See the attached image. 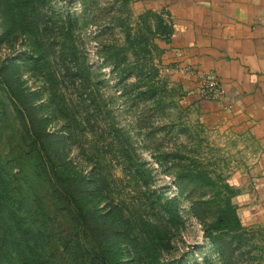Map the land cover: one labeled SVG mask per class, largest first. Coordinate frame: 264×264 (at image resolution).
<instances>
[{
    "label": "rangeland",
    "instance_id": "rangeland-1",
    "mask_svg": "<svg viewBox=\"0 0 264 264\" xmlns=\"http://www.w3.org/2000/svg\"><path fill=\"white\" fill-rule=\"evenodd\" d=\"M33 2L0 10L4 163L18 173L28 151L11 95L22 92L37 128L55 134L48 150L101 184L122 264H264V211L249 176L257 148L202 117L199 101L214 98L201 79L195 92L183 86L185 67L163 58L155 39L167 23L134 0ZM226 204L240 226L211 239L204 231Z\"/></svg>",
    "mask_w": 264,
    "mask_h": 264
},
{
    "label": "trees",
    "instance_id": "trees-1",
    "mask_svg": "<svg viewBox=\"0 0 264 264\" xmlns=\"http://www.w3.org/2000/svg\"><path fill=\"white\" fill-rule=\"evenodd\" d=\"M20 5L34 2L0 0L3 14L9 7L15 14ZM27 23L33 34L37 25ZM11 95L28 151L18 157L24 165L18 173L0 158V264H122L118 216L99 207L98 179L79 172L60 152L51 153L46 142L55 134L37 128L41 119L31 114L27 95ZM239 226L234 207L226 204L204 234L230 236Z\"/></svg>",
    "mask_w": 264,
    "mask_h": 264
},
{
    "label": "crops",
    "instance_id": "crops-1",
    "mask_svg": "<svg viewBox=\"0 0 264 264\" xmlns=\"http://www.w3.org/2000/svg\"><path fill=\"white\" fill-rule=\"evenodd\" d=\"M134 4L139 13L153 12L167 23L168 33L157 32L155 41L167 62L185 67L183 86L195 92L202 76L216 77L223 93L199 101L202 117L257 148L249 176L257 181L264 211V0H134ZM244 180L249 185L250 180Z\"/></svg>",
    "mask_w": 264,
    "mask_h": 264
},
{
    "label": "built area",
    "instance_id": "built-area-1",
    "mask_svg": "<svg viewBox=\"0 0 264 264\" xmlns=\"http://www.w3.org/2000/svg\"><path fill=\"white\" fill-rule=\"evenodd\" d=\"M201 80L205 85L208 97H212L215 99L222 95L223 90L213 73H208L202 76Z\"/></svg>",
    "mask_w": 264,
    "mask_h": 264
}]
</instances>
